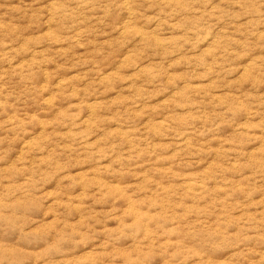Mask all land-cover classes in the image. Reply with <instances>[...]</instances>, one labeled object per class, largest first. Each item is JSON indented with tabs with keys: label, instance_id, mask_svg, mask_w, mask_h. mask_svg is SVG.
I'll return each mask as SVG.
<instances>
[{
	"label": "rangeland",
	"instance_id": "374dc122",
	"mask_svg": "<svg viewBox=\"0 0 264 264\" xmlns=\"http://www.w3.org/2000/svg\"><path fill=\"white\" fill-rule=\"evenodd\" d=\"M0 264H264V0H0Z\"/></svg>",
	"mask_w": 264,
	"mask_h": 264
}]
</instances>
